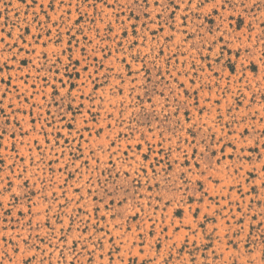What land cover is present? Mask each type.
<instances>
[{
	"label": "rangeland",
	"instance_id": "374dc122",
	"mask_svg": "<svg viewBox=\"0 0 264 264\" xmlns=\"http://www.w3.org/2000/svg\"><path fill=\"white\" fill-rule=\"evenodd\" d=\"M0 264H264V0H0Z\"/></svg>",
	"mask_w": 264,
	"mask_h": 264
}]
</instances>
